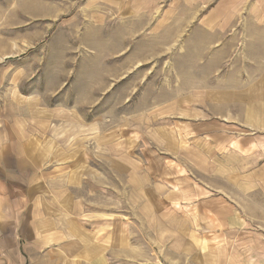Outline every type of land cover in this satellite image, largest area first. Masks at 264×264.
I'll use <instances>...</instances> for the list:
<instances>
[{"label": "rangeland", "instance_id": "obj_1", "mask_svg": "<svg viewBox=\"0 0 264 264\" xmlns=\"http://www.w3.org/2000/svg\"><path fill=\"white\" fill-rule=\"evenodd\" d=\"M254 8L0 0V181L77 194L111 264H264V187L219 167L202 107L264 68ZM27 252L0 264H62Z\"/></svg>", "mask_w": 264, "mask_h": 264}, {"label": "crops", "instance_id": "obj_2", "mask_svg": "<svg viewBox=\"0 0 264 264\" xmlns=\"http://www.w3.org/2000/svg\"><path fill=\"white\" fill-rule=\"evenodd\" d=\"M221 5L258 7L252 9L249 17L256 26L264 29V0H221ZM216 76L214 81L209 77L211 84L202 99L204 116L210 119L207 124L215 122L216 117L221 120L219 128L204 132L205 140L209 138L207 146L217 153L220 150L219 167L228 168L230 176H243L241 178L248 179L247 182L264 187V68L251 79L244 80L242 76V86L238 87L230 86L227 77ZM192 98L196 102L195 97ZM214 113L216 117H213ZM15 159L20 162L18 157ZM2 162H5L4 158L0 166H3ZM247 164L253 166L250 171L243 168ZM18 177L15 181H0L1 262L21 261L22 257L28 259L27 248L32 247L37 253L62 264L65 261L67 264H111L110 225L102 233L100 226L89 222L77 194L73 196V192L64 189H47L46 180L45 189L38 192L37 177H41L36 172L22 184L17 182ZM34 179H37L35 186L28 189V182ZM232 180L236 181L235 177ZM40 197L46 201H41ZM208 261L211 264V259Z\"/></svg>", "mask_w": 264, "mask_h": 264}]
</instances>
